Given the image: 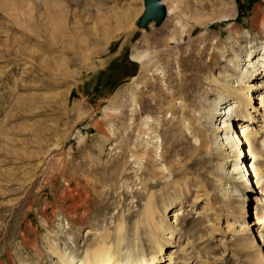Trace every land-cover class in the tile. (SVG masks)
I'll use <instances>...</instances> for the list:
<instances>
[{"label":"rangeland","instance_id":"rangeland-1","mask_svg":"<svg viewBox=\"0 0 264 264\" xmlns=\"http://www.w3.org/2000/svg\"><path fill=\"white\" fill-rule=\"evenodd\" d=\"M163 1L178 18L141 27L144 0H0V264H62L53 244L78 258L103 241L116 246L122 218L123 248H150L145 227L139 239L135 227L152 195L161 209L167 205L162 264H264V175L257 184L250 170L242 197L230 195L236 180L219 172L224 160L214 133L207 130L211 144L197 149L186 127L191 99L173 100L167 89L187 75L204 84L189 92L194 102H234L248 52L254 61L263 53L264 0ZM223 14L231 20L218 18ZM213 17L206 28L197 23ZM179 18L194 28L177 48L168 38H180ZM145 51L148 67L133 59ZM216 79L229 84L221 96ZM250 81L260 84L246 82L242 91L244 101L254 95L253 116L243 118L241 104L238 117L249 120L244 124L257 133L262 156L249 155L243 139L239 161L264 169V73ZM245 203L249 227L241 216ZM181 206L185 214L172 223ZM24 221L33 250L20 234Z\"/></svg>","mask_w":264,"mask_h":264},{"label":"bare ground","instance_id":"bare-ground-1","mask_svg":"<svg viewBox=\"0 0 264 264\" xmlns=\"http://www.w3.org/2000/svg\"><path fill=\"white\" fill-rule=\"evenodd\" d=\"M202 6H204V5H202ZM129 13L130 12H127L125 16H127ZM132 13H130V16H133ZM176 13L177 12H176L175 7H169L167 9L166 16H168L169 18H178ZM218 18H221V20H224V21H230L231 20V17L228 14L220 15ZM218 18L213 17L212 19L205 20V21L197 20V23L206 28L211 23L216 21V19H218ZM177 23H179V26H181L183 29L181 34H180V38L177 39L178 34L176 35L175 34L176 32H173V34L168 39H169L170 43L177 42L179 44V45H177L178 46L177 48H180V46L183 43V40H185V38H186L185 36L187 34H189V36H190L192 34L191 31L194 27L185 29V24L181 20V18L178 19ZM204 39H202V41ZM170 43H168V44L170 45ZM208 46L209 45H206L202 49L199 50L200 52H199V57H198L199 59L198 60H201L204 58L203 56L207 53L208 48H209ZM194 50H196V48H194ZM214 53L215 52H212L209 54L210 60L207 61V63H206L207 70L210 69L211 63H213V58L215 56ZM148 55H149L148 51L147 52L146 51L145 52H137L133 55V59H134V61H137L139 63H144V65H146L148 67V63L146 62ZM255 57L256 56L253 55V51L248 52L247 61L250 65V67H246L241 72V75L238 76L237 82H240L241 86L240 87L238 86L239 88L234 89L235 93H236L235 101L234 102L229 101L228 103H226L224 105V107L221 106L222 102L220 103L215 99L212 102L213 104L211 103L210 106H206V102L208 101L207 97H203V98H201V100H196V102H194V100L191 97V93H189V92L194 91V90H200L202 88V85H204V84H202V82H199L197 80V78L189 81L187 75H182L181 79L177 85H174V86L167 88V89L172 90L169 95H170V97H172L173 100L181 99L184 102L186 100L191 99L190 104L193 106V109L190 110L188 114L192 115V121L187 123L186 127L190 131V134L194 137L195 141L198 143L195 146L197 149L206 148L207 146H209V144H211V140L209 139V135L207 134V130H210L214 133V135H215L214 142H215V144H216L215 146L217 148L216 150H219L220 152L223 153V160H224L220 166L219 172L221 175H223V174L224 175L225 174L230 175V177L233 180H236L234 186L233 187L230 186L228 188H231L230 191L232 194H230V195L239 196V197H242V192L240 193L242 183L244 181L245 182L247 181V183H249V185H250V181L248 180L249 179L248 177H252L250 170L254 173V177H256V183L257 184L259 183V179L261 177H263V175H264V169L259 168V166L257 168L255 163H253L252 161H251L252 162L251 166H248L246 162H244V165H243L244 160L239 161V159L242 155V149H241L242 143H243V147H244V142L249 146L248 150H247L249 155L253 154L252 156L254 158H256L258 156H262V154L259 152V150L258 149L256 150V146L254 143V141L256 140V137H257V133H255L253 130H251L249 128L248 122H247L248 124H244V121L245 122L249 121L253 116L252 111L250 110V107H248V106L253 103L252 99H253L254 95L249 94L250 98L248 99V97H247L245 101L242 97V94H243L242 91L244 90V84H246V82H248V84H247L248 88L249 87H251V88L257 87L260 84L258 82H254V81L249 82V79L250 78H256L257 75H262V73H264V47H263V53L261 55L259 54V56H258V60L254 61ZM196 64H198V61L193 63V67L196 68ZM182 66H183V62H181L179 60L178 61V67H182ZM239 68H240V65H239V59H238V63L236 64V69H239ZM204 69L198 68V72L204 71ZM145 75H146L145 73H142L140 77L139 76L137 77V79L140 81L145 77ZM205 78L208 79V76H206ZM215 82L219 85V91H218L219 96L223 95L222 93L224 91L229 90V84H227V85L223 84L217 79L215 80ZM176 86H178L179 89L174 90V88ZM206 93L207 92H205V90H203V94H206ZM208 94L209 93H207V96H208ZM262 101L263 100H261V102ZM241 104L243 106L245 105V107L247 108V111H248V114H243L241 116L243 118H246V117L249 118V120L245 119L243 122H241L240 117H238L240 115V114H238V111L240 109L239 107ZM184 106H188V105H186V103H185ZM175 109L176 108L174 107V110ZM135 111H137V110H135ZM172 114H173V111H172ZM217 121H218V125L216 126ZM193 122H196L197 125H195V124L193 125ZM144 125L146 126V124H144ZM234 129L236 131L235 135L233 133ZM149 131H150V129H149ZM218 131H221V134L217 133ZM149 133H146V134L149 135ZM139 134L140 135L144 134V131L142 130V128L139 129ZM243 139H244V142H243ZM262 142H263V146H264V140ZM228 149H230V150L227 151ZM230 152L233 153L232 156H235V158H236L234 160V162L232 161L233 162V164H231L232 168L230 166H226L227 158L229 156H231ZM229 167L231 169H229ZM249 167H251V168H249ZM236 183H240V184H236ZM252 183L254 184L253 179L251 178V185H252ZM28 199H29V197L26 196L22 200V203L27 202ZM183 209L184 208L181 206V207L174 210V214H173L174 219H173L172 223H177L179 221V218H181L180 216L182 214H185ZM166 210H167V205L166 204L163 205V207L161 209L158 205H156V198L152 195L148 198V200L146 202L145 210H144L142 217L136 222L135 238H138V239L140 238L141 228L145 227V229L147 230L146 231L147 234H149V236L152 238V246L150 248H145L143 246H140V247L135 246L133 248L131 247V248H126V249L123 248L124 244L126 243V235H125L126 231H125V219L122 218L121 222H119V224H118V233H117L118 236H117L116 246L113 243L109 244V243H107V241H103L101 243L96 244L94 247L88 249L83 257L78 258L75 252H70L69 254H66V253L62 254L61 252L58 251V249H59L58 245L53 244L54 246L52 245L53 248H51L52 253L58 254V257H59L62 264H133V261L135 258L139 263L145 262L147 260L145 263H142V264H154L156 261L158 264H162V262H160L162 260V257H160L159 259H158V257H159V255L163 254L165 243L169 239V237L166 236L167 232L165 233V231L168 227H166V225H164L163 221L161 220L162 216L165 215L164 213H166ZM41 213H43V212H41ZM256 213H257V211H256ZM241 216L244 219L245 226L249 227V222H247V206H246V203L242 207ZM6 227H7V229L9 228V226H6ZM20 227H21V230H20L21 233L20 234L24 240L25 247L33 250V248H36V244H34L35 247H33V244L32 245L30 244V247H29V243L31 241L30 236L33 232L29 228V227H31L30 222L24 221L21 223ZM36 229L38 231L41 230L40 227H38V226L36 227ZM173 230H174L173 228L169 229V232H170L169 236H172L174 234ZM38 231H36V232H38ZM0 232H1V230H0ZM167 235H168V233H167ZM261 252H260V255L262 257L263 253L261 254ZM174 253L175 252H170V255H169L170 259H172V260H174V256H173ZM33 256L34 257L38 256L39 258H37V259H39V260L42 259L44 261V259H43L44 255H33ZM261 257H259V258H261ZM171 263H172V261H171ZM37 264H40V262L38 261ZM163 264H169V263L167 262V263H163Z\"/></svg>","mask_w":264,"mask_h":264},{"label":"water","instance_id":"water-1","mask_svg":"<svg viewBox=\"0 0 264 264\" xmlns=\"http://www.w3.org/2000/svg\"><path fill=\"white\" fill-rule=\"evenodd\" d=\"M166 14L167 9L163 0H144V11L138 20V25L144 27L152 21L160 24L166 17Z\"/></svg>","mask_w":264,"mask_h":264}]
</instances>
